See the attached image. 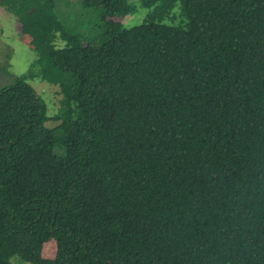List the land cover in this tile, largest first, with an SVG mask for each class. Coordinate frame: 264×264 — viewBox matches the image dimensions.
<instances>
[{"label": "trees", "instance_id": "obj_1", "mask_svg": "<svg viewBox=\"0 0 264 264\" xmlns=\"http://www.w3.org/2000/svg\"><path fill=\"white\" fill-rule=\"evenodd\" d=\"M58 1L0 0L37 53L0 86V264H264V0H80L82 32Z\"/></svg>", "mask_w": 264, "mask_h": 264}, {"label": "rangeland", "instance_id": "obj_2", "mask_svg": "<svg viewBox=\"0 0 264 264\" xmlns=\"http://www.w3.org/2000/svg\"><path fill=\"white\" fill-rule=\"evenodd\" d=\"M134 1L136 11L127 14L121 18V24L124 27H131L140 23L147 12V9L140 6L137 0ZM58 15L63 23H68L75 16H82L83 23L77 28V31L84 30L85 24L97 23L99 14L94 9H86L81 6L80 0H59L57 4ZM165 23L176 24L177 19L168 17L164 19ZM25 30V28H24ZM22 26L18 23L12 9L0 2V86L8 84L10 75H22L37 58V53L27 42L23 34ZM8 73V74H7ZM26 81L38 93L47 106V120L45 125L53 127L57 120L53 118L57 113L60 104L61 95L55 85L49 84L38 79L27 78ZM56 249L54 241L46 242L42 247L43 257H52ZM11 264H32L22 261L17 255L10 258Z\"/></svg>", "mask_w": 264, "mask_h": 264}]
</instances>
